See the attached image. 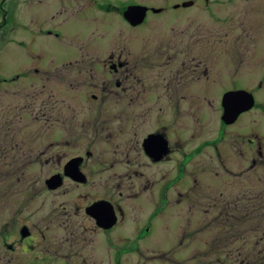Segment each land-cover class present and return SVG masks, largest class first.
I'll use <instances>...</instances> for the list:
<instances>
[{
  "label": "flooded vegetation",
  "instance_id": "obj_1",
  "mask_svg": "<svg viewBox=\"0 0 264 264\" xmlns=\"http://www.w3.org/2000/svg\"><path fill=\"white\" fill-rule=\"evenodd\" d=\"M6 1L0 264H127L134 245L149 244L155 249L137 252L149 262L264 264V222L253 227V251L245 231L229 235L232 220L264 217L261 171L258 187H245L246 174L264 166L262 127L243 122L262 98L264 44L245 17L229 12L222 27L206 29L189 10L213 18V2L180 0L170 15L183 24L154 33L148 25L165 19L166 0H32L46 5L47 27L38 35L33 20L31 43L42 36L47 44L20 43L30 59L6 76ZM250 94L253 106L231 120L227 112ZM182 211L216 216L174 220ZM214 225L210 250L196 251L199 228ZM166 227L194 250H156Z\"/></svg>",
  "mask_w": 264,
  "mask_h": 264
},
{
  "label": "rangeland",
  "instance_id": "obj_2",
  "mask_svg": "<svg viewBox=\"0 0 264 264\" xmlns=\"http://www.w3.org/2000/svg\"><path fill=\"white\" fill-rule=\"evenodd\" d=\"M43 3L47 2L48 0H41ZM180 1V0H166L163 4H166L169 7L168 13L164 14L163 17H161L159 21H155V19L150 20V23L148 27L152 28V30H155L154 33H159L160 31H170L172 32L171 28L178 25L183 24V18L181 15L172 16L170 15V11H174L172 8L173 2ZM32 0H7L6 1V8H7V17H6V26L4 30V42H5V53L3 56V65L5 68V72L9 73L6 74V76L14 75V73L18 72L20 69L18 68L17 62L20 60H28L30 59L29 56L23 51V48L20 46V43L26 44V46L29 47H37V46H45L47 44V39L42 36H37L35 41H32L31 43V33L33 36V33L35 30L32 28L35 27L34 24H32L33 20L36 22L37 26L36 29L38 31L41 28L45 29L46 22L44 20V17H47L46 10L47 7L45 4L40 5L38 2L36 5H31ZM213 2L212 9L210 10L213 13V18L208 15L207 13H204V11L199 9H193L189 10L190 14L188 16L192 15L195 10L194 16H196V21L198 22L199 26L209 29L212 28L213 30H216L220 27H222V21L224 14L227 13H233L235 16H243L245 17V21L248 24L249 27H252L254 31L257 32V43L264 44V0H211ZM17 13L22 14L23 18L22 20L17 19ZM163 20V21H162ZM235 23L238 22L237 19L234 20ZM48 23V22H47ZM124 25L119 22L117 24V28H123ZM33 30V32H32ZM87 35L93 37L90 35V31L86 29ZM103 32V31H102ZM31 43V46L29 45ZM216 44V42H215ZM215 60L222 61V52L215 51ZM262 53L259 54V56ZM261 58L264 59V54L261 55ZM219 66L218 69H221L222 63L217 64ZM262 66L264 64L262 63ZM22 69L25 71L26 69L24 66H22ZM216 69V68H215ZM264 69V68H263ZM11 72V73H10ZM264 73V71H262ZM30 75V74H27ZM258 76L256 75V81L258 80ZM254 82V81H253ZM16 85H10L9 88L12 90L15 88ZM23 89H26L29 87V80L26 81V84L22 85ZM29 89V88H28ZM26 89V90H28ZM261 97L259 107L256 111H253L245 116L243 122L246 124L253 123L254 120L256 122L261 124L262 127V135L264 137V84L262 85V91H261ZM247 127V126H246ZM218 129V126L216 122H214V131ZM246 130H248L246 128ZM258 171H261L258 172ZM256 172V175L253 177V173ZM250 171L246 175L250 174V177L246 180V188L250 187H258L257 184V178L260 173L262 178L264 179V166L261 168H258L257 171ZM237 188V187H236ZM235 188V192L237 191ZM176 215L173 216V219L176 221H182L183 223H186L191 218L194 221H198L202 224V221L208 219L210 220L212 217L216 216L213 212L210 213L208 216V213H205L204 211H196L193 213H190V211H182L181 213H176ZM214 214V215H212ZM180 215V217H178ZM264 222V217H258V215L250 216V222L246 221L244 223L239 224V222L232 220V224L229 228V235L231 236H238L241 234V231H245V237L249 239V243L246 245L247 251H253L254 250V241L255 238L260 235L256 231H254L255 222ZM179 223V222H178ZM182 224V223H181ZM205 224V223H204ZM219 226V225H218ZM164 229V228H163ZM220 229L214 225V228H199V232L197 235V241H196V251L198 252H206L209 251V238L214 236L216 232ZM176 231H173L172 228L166 227V233L167 237L165 240H162V243H160L156 250L166 253L171 252H190L193 249V245L184 244L181 247L177 245L176 241L174 242V237L176 236ZM174 232V233H173ZM170 234V235H169ZM238 245V244H236ZM156 245L149 244V249H145L144 246L142 249L137 250L134 248L133 252H131L129 255H127V264H163L160 262H157V260H150V262L146 259H143L142 255L137 254V252L141 251H152L155 249ZM177 257V256H175ZM202 261H206L203 259ZM157 262V263H156ZM168 264V263H164Z\"/></svg>",
  "mask_w": 264,
  "mask_h": 264
},
{
  "label": "water",
  "instance_id": "obj_3",
  "mask_svg": "<svg viewBox=\"0 0 264 264\" xmlns=\"http://www.w3.org/2000/svg\"><path fill=\"white\" fill-rule=\"evenodd\" d=\"M245 93H247V92H245ZM240 102L242 103L241 106H239L237 108H232L231 110H229L227 112L228 117L231 120H234L242 111L248 110L249 108H251L253 106V101H252V98H251V94H250V97H248V96L245 97V96L242 95V97L240 98Z\"/></svg>",
  "mask_w": 264,
  "mask_h": 264
}]
</instances>
